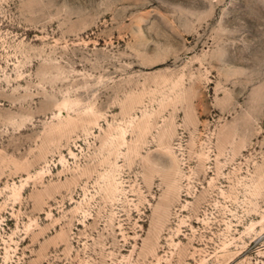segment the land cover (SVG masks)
<instances>
[{
    "label": "rangeland",
    "instance_id": "1",
    "mask_svg": "<svg viewBox=\"0 0 264 264\" xmlns=\"http://www.w3.org/2000/svg\"><path fill=\"white\" fill-rule=\"evenodd\" d=\"M0 264H264V0H0Z\"/></svg>",
    "mask_w": 264,
    "mask_h": 264
}]
</instances>
